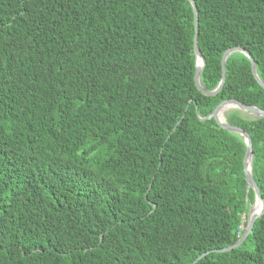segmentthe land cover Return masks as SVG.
I'll list each match as a JSON object with an SVG mask.
<instances>
[{
    "label": "trees",
    "instance_id": "1",
    "mask_svg": "<svg viewBox=\"0 0 264 264\" xmlns=\"http://www.w3.org/2000/svg\"><path fill=\"white\" fill-rule=\"evenodd\" d=\"M202 87L248 51L264 83V0H193ZM188 0H0V264H264L239 135L264 111L243 54L205 96ZM252 140L264 200V119ZM205 256L198 260L200 256Z\"/></svg>",
    "mask_w": 264,
    "mask_h": 264
},
{
    "label": "water",
    "instance_id": "2",
    "mask_svg": "<svg viewBox=\"0 0 264 264\" xmlns=\"http://www.w3.org/2000/svg\"><path fill=\"white\" fill-rule=\"evenodd\" d=\"M188 1L190 2L192 9H193V13H194V30H195L194 54L196 57V68H195V74H194V83H195V86L198 89V91L205 96H213V95H216L219 91H221V89L224 85V82H225L226 61L231 55H233L235 53L243 54L245 57H247L249 59V61L251 63V71H252L253 76H254L255 80L257 81V83L259 84V86L264 89V83L260 80V78L258 76L254 59L252 58L251 54L248 51H246L245 49L240 48V47L231 48L223 54L222 61H221V80H220L218 86L213 91H207L202 87L201 81H200V75H201V72L203 71V69L205 67L206 62H205V58L202 56V54L200 53L198 46H197V38H198V33H199L198 32V27H199L198 12H197V8H196V5L193 2V0H188ZM230 109L237 110V111L244 113V114H246L249 117L254 118V119H264V111L263 110L259 109L256 106H246L243 103L239 102L238 100H234V99L226 100V101L222 102L221 104H219L214 109V111L209 116H207L206 118H203V120L214 119V121L216 122V124L220 128H222L226 131L232 132V133L239 135L241 137V139L243 140L245 147H246L245 155L243 158V167H244L245 180L247 182V190L251 188L254 192V203L250 208L246 229L244 230L241 238L231 247L220 249L217 252H229L232 249L240 246L244 242V240L247 238V236L250 234L256 219H258L259 217H261L264 214V200L260 196L259 188H258L257 184L255 183L254 178H253V174H252V161H253L252 140H251V137L249 136V134L245 130L227 123L226 118H225V112L230 110ZM220 112H222V113L224 112L222 115H220L221 119L219 118ZM257 202L260 203V209H259V212L257 214H253L252 213V210H253L252 207L254 205H256ZM204 256H205V254L200 256L198 258V260L203 258Z\"/></svg>",
    "mask_w": 264,
    "mask_h": 264
},
{
    "label": "bare ground",
    "instance_id": "3",
    "mask_svg": "<svg viewBox=\"0 0 264 264\" xmlns=\"http://www.w3.org/2000/svg\"><path fill=\"white\" fill-rule=\"evenodd\" d=\"M224 112H225V111H224ZM224 112H223V113H224ZM223 113H222V112L219 113V118H220V119H221V116H220V115H222ZM225 113H226V112H225ZM252 208H253L252 213H253V214H257V213L259 212V209H260V203L257 202V204L254 205Z\"/></svg>",
    "mask_w": 264,
    "mask_h": 264
}]
</instances>
